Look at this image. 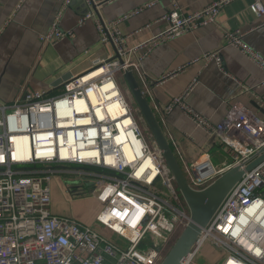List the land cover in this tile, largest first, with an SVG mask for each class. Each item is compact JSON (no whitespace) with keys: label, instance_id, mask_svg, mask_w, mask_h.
<instances>
[{"label":"built area","instance_id":"built-area-1","mask_svg":"<svg viewBox=\"0 0 264 264\" xmlns=\"http://www.w3.org/2000/svg\"><path fill=\"white\" fill-rule=\"evenodd\" d=\"M234 1L216 0L185 12L179 0H155L131 16L169 3L170 9L161 17L166 29L144 43L152 47L215 23L221 10ZM70 2L64 0L42 36L45 46L72 38L73 32L60 29ZM249 10L260 19L257 28L264 27L261 0H253ZM88 19L94 20L100 44H112L122 62L115 55L97 59L55 94L22 90L12 102L0 101V264H160L163 245L146 246V237L149 233L178 237L189 222L185 202L129 92L117 83L119 74L139 69L138 61L130 60L134 49L126 46L127 36L118 29L126 18L106 24L87 15L77 26ZM244 35L239 30L226 32L224 46L237 49L264 72V56L244 43ZM201 60L220 66L218 52L205 53ZM195 82L162 112L167 116L180 109L195 128L217 140L229 158L218 168L209 154L182 165L188 186L200 192L231 168L243 169L260 153L264 121L252 111L233 106L214 126L185 102ZM105 85L109 87L104 89ZM26 139L28 151L20 146ZM65 174L91 184V194L103 202L98 224L125 245L51 213V178ZM70 186L69 193L81 192L76 183ZM206 242L223 254L220 264H264V162L245 173L227 195L185 264L192 263Z\"/></svg>","mask_w":264,"mask_h":264},{"label":"crops","instance_id":"crops-1","mask_svg":"<svg viewBox=\"0 0 264 264\" xmlns=\"http://www.w3.org/2000/svg\"><path fill=\"white\" fill-rule=\"evenodd\" d=\"M153 1L71 0L62 14L60 29L73 32L72 38L45 46L42 36L64 0H0V101L12 102L22 90H48L55 94L87 71L93 61L114 57L112 44H100L94 20L88 19L81 26L77 22L87 15L106 24L126 18L118 24V29L127 36L126 46L134 49L130 60L139 63L138 71L133 73L180 166L194 163L217 148V168L220 167L225 161L217 140L195 128L180 109L167 116L162 111L195 80L185 102L214 126L221 124L233 106L252 111L264 121L259 111L264 110V72L237 49L224 46V34L239 30L245 33L244 43L264 56V27L257 28L260 19L249 10L253 0H236L221 10L215 23L147 47L145 42L166 29L161 17L170 5L163 2L137 15L131 14ZM215 1L179 0V4L183 11L194 12ZM261 2L264 5V0ZM215 52L220 66L215 61L205 64L201 60L205 53ZM171 72L176 73L164 78ZM90 197L102 202L96 196ZM51 212L58 216L55 206H51ZM97 232L105 236L110 230L102 227ZM203 249L208 253L203 254ZM216 253L207 245L191 264H206L210 259L211 264H219L221 260Z\"/></svg>","mask_w":264,"mask_h":264},{"label":"water","instance_id":"water-1","mask_svg":"<svg viewBox=\"0 0 264 264\" xmlns=\"http://www.w3.org/2000/svg\"><path fill=\"white\" fill-rule=\"evenodd\" d=\"M92 10L95 12L94 5L92 6ZM86 14L87 13L85 12L84 15ZM115 57L119 62H122L117 56L116 50ZM122 79L142 121L147 127L165 163L166 168L173 177L175 185L189 212V222L187 226L180 233L173 246L160 263L183 264L191 253V249L202 233V230H204L209 224L227 195L237 186L245 173L252 171L259 164L264 162V147L256 157L244 166L243 169L239 166H235L220 175L205 190L200 192L193 191L188 186L182 168L175 157L169 142L165 138L149 102L135 78V75L130 71H126L123 73ZM256 108L259 110L258 106H256ZM259 111L264 116V110Z\"/></svg>","mask_w":264,"mask_h":264},{"label":"rangeland","instance_id":"rangeland-1","mask_svg":"<svg viewBox=\"0 0 264 264\" xmlns=\"http://www.w3.org/2000/svg\"><path fill=\"white\" fill-rule=\"evenodd\" d=\"M117 83L125 93L126 91H128L122 79V75L120 74L117 76ZM143 127L144 129L147 130V133L150 135L144 122H143ZM217 152L218 149L215 148L209 153L211 162L214 167L218 166V159L216 157ZM221 152H222L221 156L224 159V161L229 162V158L223 149H221ZM75 183L76 185L80 186L81 192L71 194L68 192V187H71L70 185ZM50 195H51V206L52 207L55 206L56 211L58 212V216L66 217L74 221H77L79 223H82L84 225H88L89 227L97 231H99L102 228L100 224H98L96 219L97 216L100 214L101 210L103 209V202H96L95 198L90 197L92 196L91 184L88 183L87 181L77 176H70L69 174L54 175L52 176L50 181ZM51 206H50V211H51ZM104 235L106 238L110 239L115 244H119V245L126 244L123 239H121L112 232L111 233L108 232ZM177 238L178 237L176 236L170 237L163 233H157V234L149 233V235L145 239L144 244L149 247H153L156 245L159 246L163 245L164 247L163 259H164V257L167 255V253L169 252V250L171 249ZM207 245L213 247L212 245H210L209 242H206L202 248H205ZM214 249L217 251L216 254L218 259H220L222 262L224 258L223 254L220 253V251L217 250L216 248ZM202 253L207 254L208 251L203 249ZM195 258L193 259V262L195 261ZM200 261L201 259L198 260V262ZM211 261L212 259H210L209 262H206V264H211Z\"/></svg>","mask_w":264,"mask_h":264},{"label":"bare ground","instance_id":"bare-ground-1","mask_svg":"<svg viewBox=\"0 0 264 264\" xmlns=\"http://www.w3.org/2000/svg\"><path fill=\"white\" fill-rule=\"evenodd\" d=\"M109 86L105 85L103 88L106 89L108 88ZM20 146L22 147V149L28 151L30 149V144H29V141L26 139V140H23L22 143L20 144ZM19 146V147H20ZM188 259H186L183 264H185V262L187 261Z\"/></svg>","mask_w":264,"mask_h":264}]
</instances>
